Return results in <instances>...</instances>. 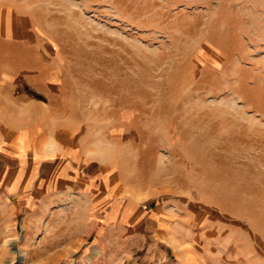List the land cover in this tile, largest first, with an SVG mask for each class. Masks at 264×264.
Here are the masks:
<instances>
[{
  "label": "rangeland",
  "instance_id": "1",
  "mask_svg": "<svg viewBox=\"0 0 264 264\" xmlns=\"http://www.w3.org/2000/svg\"><path fill=\"white\" fill-rule=\"evenodd\" d=\"M0 264H264V0H0Z\"/></svg>",
  "mask_w": 264,
  "mask_h": 264
}]
</instances>
